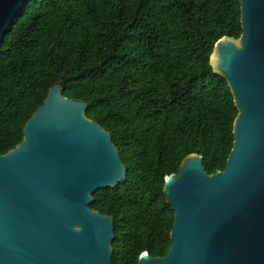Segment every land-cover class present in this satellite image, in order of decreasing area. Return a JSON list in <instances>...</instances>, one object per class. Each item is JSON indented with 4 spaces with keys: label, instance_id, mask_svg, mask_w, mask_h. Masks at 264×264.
<instances>
[{
    "label": "trees",
    "instance_id": "obj_1",
    "mask_svg": "<svg viewBox=\"0 0 264 264\" xmlns=\"http://www.w3.org/2000/svg\"><path fill=\"white\" fill-rule=\"evenodd\" d=\"M240 20L239 0H30L6 30L0 155L54 84L85 103L126 169L89 205L113 217L112 264L167 255L174 213L162 187L185 157L224 171L237 110L210 57L219 39L240 37Z\"/></svg>",
    "mask_w": 264,
    "mask_h": 264
},
{
    "label": "water",
    "instance_id": "obj_2",
    "mask_svg": "<svg viewBox=\"0 0 264 264\" xmlns=\"http://www.w3.org/2000/svg\"><path fill=\"white\" fill-rule=\"evenodd\" d=\"M29 1L0 0V47ZM239 2L240 37L219 39L210 57L237 110L226 167L207 175L191 154L164 177L170 249L137 264H264V0ZM62 90L49 89L21 142L0 155V264H112L113 217L89 205L126 169L87 105Z\"/></svg>",
    "mask_w": 264,
    "mask_h": 264
}]
</instances>
